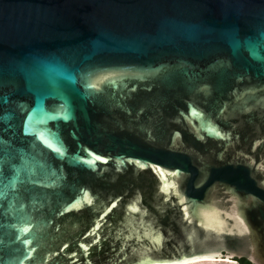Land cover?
<instances>
[{
  "label": "water",
  "instance_id": "obj_1",
  "mask_svg": "<svg viewBox=\"0 0 264 264\" xmlns=\"http://www.w3.org/2000/svg\"><path fill=\"white\" fill-rule=\"evenodd\" d=\"M264 264V0H0V264Z\"/></svg>",
  "mask_w": 264,
  "mask_h": 264
},
{
  "label": "rangeland",
  "instance_id": "obj_2",
  "mask_svg": "<svg viewBox=\"0 0 264 264\" xmlns=\"http://www.w3.org/2000/svg\"><path fill=\"white\" fill-rule=\"evenodd\" d=\"M199 264H238V263H235V262H228V261H204V262H201Z\"/></svg>",
  "mask_w": 264,
  "mask_h": 264
},
{
  "label": "bare ground",
  "instance_id": "obj_3",
  "mask_svg": "<svg viewBox=\"0 0 264 264\" xmlns=\"http://www.w3.org/2000/svg\"><path fill=\"white\" fill-rule=\"evenodd\" d=\"M204 261H211V260L193 261V262H186V263H182V264H199V263L204 262Z\"/></svg>",
  "mask_w": 264,
  "mask_h": 264
},
{
  "label": "trees",
  "instance_id": "obj_4",
  "mask_svg": "<svg viewBox=\"0 0 264 264\" xmlns=\"http://www.w3.org/2000/svg\"><path fill=\"white\" fill-rule=\"evenodd\" d=\"M238 264H251L250 262H248L247 260L245 259H240V260H237L236 261Z\"/></svg>",
  "mask_w": 264,
  "mask_h": 264
}]
</instances>
